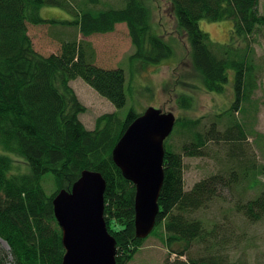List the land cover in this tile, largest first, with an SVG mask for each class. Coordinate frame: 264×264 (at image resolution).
<instances>
[{
  "label": "trees",
  "instance_id": "16d2710c",
  "mask_svg": "<svg viewBox=\"0 0 264 264\" xmlns=\"http://www.w3.org/2000/svg\"><path fill=\"white\" fill-rule=\"evenodd\" d=\"M261 1L120 0L122 5L116 8L102 0H0V239L9 247L8 254L0 249V264H61L65 251L53 198L60 189L69 191L83 170L100 172L106 182L104 217L116 240L115 264L130 261L146 239L134 232L135 187L122 177L111 156L126 127L141 113L133 107L124 119L116 111L104 113L93 129H87L79 120L86 107L70 85L79 76L116 108L124 106V70L95 65L91 44L77 39V33L111 32L117 23L127 26L133 47L129 58L136 72L186 56L185 78L174 84L221 94L231 78L234 98L210 124L200 117L176 118L173 130L187 141L180 152L165 145L155 234L163 238L169 254L176 255L164 264H245L230 262L221 252L224 244L236 240L231 230L218 223L203 224L194 214L218 197L221 189L247 178L249 183L258 182L264 165L248 160L229 168L228 175L214 173L185 189L183 156L204 154L210 141L246 140L245 117L234 113L247 112L258 86L261 64L254 44L264 29ZM165 3L169 10L161 8ZM43 6L73 14V20L63 22L73 23L77 30L73 39L60 38L59 51L48 55L32 46L26 25L57 22L38 14ZM201 19L231 20L229 40L212 41L200 28ZM184 88L188 91H178L175 101L188 110L194 98L192 89ZM223 121L224 128L216 130ZM13 157L22 159L29 170L17 171L24 163ZM235 207L248 223L257 221L264 216V189Z\"/></svg>",
  "mask_w": 264,
  "mask_h": 264
},
{
  "label": "rangeland",
  "instance_id": "374dc122",
  "mask_svg": "<svg viewBox=\"0 0 264 264\" xmlns=\"http://www.w3.org/2000/svg\"><path fill=\"white\" fill-rule=\"evenodd\" d=\"M102 2L105 5L116 6V8L122 5H120V0H102ZM72 3L75 4L74 1ZM102 5L101 3L100 6ZM161 8L166 11L167 3ZM259 9L264 13V0L260 2ZM38 14L46 20H57L55 23L48 21L39 24H26L33 43L32 46L38 52L44 55L58 52L60 38L70 40L76 36L77 30L74 24L63 22L73 20V14L70 12L58 7L43 6L39 9ZM231 25L232 21L229 19L219 21L201 19L199 21L200 28L208 33L210 39L222 44L229 40ZM77 39L91 44L95 53L93 61L95 65L106 69L122 68L126 77L124 82L126 102L121 108H116L79 76L70 81L76 96L86 107L85 112L79 114V120L87 129L95 127L96 118L101 114L116 111L117 115L124 119L132 107L136 112L143 113V110L148 106L160 108L163 112H173L176 118L181 116L184 118L200 117L203 122L210 124L214 116L229 107L234 98L230 77L221 94L200 88L193 89L181 82L174 84L173 82L179 81L180 77L185 78L183 74L188 70L186 69V56L184 58L179 56L177 60H168L159 65H147L137 73L136 69L133 70L132 60L129 58L133 47L125 23H117L114 30L107 31V33H94L90 36H82L77 33ZM254 45L257 62L261 64L258 71V86L249 102L252 104L245 105L248 109L247 112L239 114L236 110L234 113L236 117H245L248 136L246 140L239 143L228 140L210 141L204 147V154L184 155V172L182 174L184 175L185 189H189L196 181L214 173L222 172L228 175L229 168H238L248 160L254 161L256 166L264 165V29L261 30L259 42ZM172 57L174 58L175 55ZM131 71L133 75L137 74L132 77ZM165 82H168L167 85ZM184 87L192 89L191 93L194 98L192 107L188 110L180 109L175 101L178 91H188ZM224 125V121L221 122V125H216V130H222ZM170 133L165 140V145L171 144L175 152L182 151L181 144L186 142L187 138L174 130ZM13 159V161L19 160L16 157ZM22 162L24 165L21 166H17L15 162L16 170L27 172L29 166L24 161ZM256 179L258 181L256 183L251 181L249 183L250 179L247 178V180H240L238 185L233 184L221 189L218 197L194 214L200 217L203 224L211 226L212 223H218L231 230L232 237L234 234L236 240L233 243L228 241L224 244L225 249L221 250L222 253L225 252L229 256L230 262L239 261L240 263L241 260L245 264H264V216L257 221L248 223L249 219L235 207L237 202L244 203L264 189V175H257ZM46 186L48 190L50 188L52 190V184L47 183ZM158 230L159 227L155 226L153 232L149 237H146L142 246L126 264H164L165 261L175 259L176 255L169 254L165 248L163 238L155 234ZM0 249L4 253L9 251L8 245L1 240ZM8 256V260H10L11 256ZM181 259H186V257H181Z\"/></svg>",
  "mask_w": 264,
  "mask_h": 264
},
{
  "label": "water",
  "instance_id": "95a60500",
  "mask_svg": "<svg viewBox=\"0 0 264 264\" xmlns=\"http://www.w3.org/2000/svg\"><path fill=\"white\" fill-rule=\"evenodd\" d=\"M176 116L148 106L124 130L112 149V160L122 177L135 187L134 232L144 239L152 232L159 211L165 140ZM100 172L83 170L68 190L53 198V211L61 229L64 255L61 264H115L116 240L104 217L106 182Z\"/></svg>",
  "mask_w": 264,
  "mask_h": 264
}]
</instances>
